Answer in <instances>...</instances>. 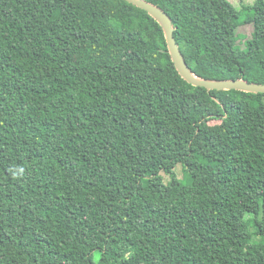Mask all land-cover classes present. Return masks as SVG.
I'll use <instances>...</instances> for the list:
<instances>
[{
    "label": "trees",
    "instance_id": "1",
    "mask_svg": "<svg viewBox=\"0 0 264 264\" xmlns=\"http://www.w3.org/2000/svg\"><path fill=\"white\" fill-rule=\"evenodd\" d=\"M147 1L196 74L264 83V0ZM0 264H264V93L185 81L125 0H0Z\"/></svg>",
    "mask_w": 264,
    "mask_h": 264
},
{
    "label": "water",
    "instance_id": "2",
    "mask_svg": "<svg viewBox=\"0 0 264 264\" xmlns=\"http://www.w3.org/2000/svg\"><path fill=\"white\" fill-rule=\"evenodd\" d=\"M143 10L153 17L161 26L170 58L179 75L193 86H201L207 90H240L252 93H264V83L249 82L243 78L237 79H210L199 76L185 61L174 37V26L169 15L158 5L147 0H125Z\"/></svg>",
    "mask_w": 264,
    "mask_h": 264
},
{
    "label": "rangeland",
    "instance_id": "3",
    "mask_svg": "<svg viewBox=\"0 0 264 264\" xmlns=\"http://www.w3.org/2000/svg\"><path fill=\"white\" fill-rule=\"evenodd\" d=\"M236 8L238 9H241V7L244 5H252L253 2L255 0H229ZM246 13L243 12V15L244 16ZM251 33H252V24L251 23H247V24H240L238 27H237V30H236V34H237V39H236V46L240 49H245L246 48V43H247V40L251 37ZM211 124H214L216 123V120H212L210 121ZM183 165L181 163L177 164L175 167H174V172L176 174V177L178 179H180L182 182H186V179H184L183 177ZM162 176H163V179L165 182H168L170 177L162 172ZM248 217V216H246ZM257 240V238H254ZM94 258L95 260L98 258V252H95L94 253Z\"/></svg>",
    "mask_w": 264,
    "mask_h": 264
}]
</instances>
